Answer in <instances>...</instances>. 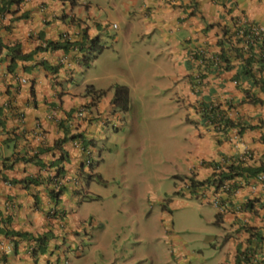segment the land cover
Returning <instances> with one entry per match:
<instances>
[{
	"label": "crops",
	"instance_id": "obj_1",
	"mask_svg": "<svg viewBox=\"0 0 264 264\" xmlns=\"http://www.w3.org/2000/svg\"><path fill=\"white\" fill-rule=\"evenodd\" d=\"M101 1L78 0L76 4L71 5L63 0H20L19 2L14 0L9 4V10L0 16V38L6 45L18 44L22 52H30L35 48L39 32H42L43 37L47 39H56L61 33H67L70 39H79L85 31L89 37L99 35L102 41L103 34L110 28L107 25V22H111L110 16L116 14L123 18L126 25L114 32L113 38L116 41L120 39L130 41L128 26L132 21L137 22L140 29L135 31L134 40L130 41L131 44L128 46L135 48L133 46L135 42L141 40L142 43L159 35L160 39L162 38L168 45V51L165 54L167 60L176 65L175 69L178 73L172 78L187 89L188 93L185 96H188L192 103L222 101L225 97H230L234 103L238 104L239 114L244 118L248 116L251 123L256 124L250 131H245L239 140H235L224 134L216 135L215 132L205 128L202 121L198 122L201 115L198 118H192L195 124L197 122L201 124V127L195 130V152L199 151L203 156H195L190 148L186 159L188 162L191 160L196 177L202 179L213 170V162L240 152L245 146L254 149L259 160L264 159V91L251 85L248 77L243 74L238 76L240 85L233 84L234 73L241 71L240 61L237 59L229 61L234 64L230 69L222 66L217 68L212 64L214 60L220 59L218 52L225 47L226 42L219 44V41H223V30L232 22L233 17L252 16L264 24V0H120L117 2L113 0L112 8H108ZM131 4L135 5L134 12H129L126 7ZM177 31H182L185 35L180 37ZM39 60L53 65L54 70L44 67L37 62ZM8 63L9 56L3 48L0 53V107L3 108L5 115H9L5 118L3 130H0V211L10 214V228L28 230L36 234L42 232L48 223L45 210L52 204L48 193L49 185L45 182L36 185L32 182L10 184L1 177L2 175L13 178L36 174L46 175L53 166L17 161L11 168L2 169L3 158L8 157L9 154L11 157V152L15 150H31L34 146H38L42 139L48 144H53L56 138H63L66 133L80 130L82 126H85L84 122L77 126L76 122L71 121L63 129L48 115L51 108H57L56 112L60 115L66 111L71 112L80 104L87 103L90 96L86 91V97L76 105L78 98L70 87V83L81 65L75 50L64 51L62 48H57L37 51L30 59H18L12 70L8 69ZM248 86L259 97L255 103L243 100L244 93L241 87ZM198 91H202L205 95L204 100L201 101L198 98ZM112 95L113 91L110 87L95 101L93 108L97 112L109 110ZM8 101L10 103L7 106ZM6 108H8L7 112L10 110L11 112L7 113ZM19 113H22V117H18ZM113 125L118 126V123L114 121ZM8 130L17 133L23 130L26 137L18 141L17 147L11 148L7 146L9 144L3 142L8 136ZM55 149L58 151L56 147ZM56 150L44 151L42 160L48 163L56 156ZM75 154L78 153L71 154L72 160L65 162L66 168L79 167L80 163L78 164ZM96 171L97 169L93 168V172L90 173L92 175H88L86 170L82 173V178L87 183L86 193L94 173L100 174ZM71 193L73 197L78 196L72 191ZM65 195L63 193L59 200L63 208L67 207L65 199L61 202ZM227 195L231 205L225 206L223 211L215 206V213H219L215 223L226 221L229 224L227 232L237 233V236L229 238V252L225 253L222 259V264H233L235 241L245 236L243 231L237 232L240 219L250 225L259 226L262 223L260 218L264 214L261 212L264 206V188L259 185L256 194V191L246 185L238 193H222L223 199ZM253 195L257 196L251 208L239 211L234 209L237 203H244ZM8 201L13 203L10 209L6 208ZM68 209L66 208L67 211ZM67 218L68 223L71 222L74 226L76 222L70 214ZM100 222V230L103 231L104 224ZM0 240L7 242L2 235ZM52 243L53 240L50 241V244ZM27 244L26 240L21 241L17 252H8L4 260L0 259V264H61L53 263V257L49 254L45 255L46 253L34 259L33 255L26 251ZM82 262V257H74L70 258L69 264Z\"/></svg>",
	"mask_w": 264,
	"mask_h": 264
},
{
	"label": "rangeland",
	"instance_id": "obj_2",
	"mask_svg": "<svg viewBox=\"0 0 264 264\" xmlns=\"http://www.w3.org/2000/svg\"><path fill=\"white\" fill-rule=\"evenodd\" d=\"M112 1L101 2L112 8ZM126 7L136 10L132 4ZM122 19L110 16L117 27L103 34L105 48L90 66L81 65L70 83L76 105L86 97L88 84L103 90L125 84L129 108L117 107L116 119L86 122L83 134L90 133L100 150L95 168L101 178L94 174L86 199L79 200L66 189L61 202L65 199L73 210L75 224L97 218L104 230L94 228L86 250L69 257H82L81 264H221L229 247L223 241L229 224L214 222L215 206L206 199L175 192L190 173L188 150L203 156L195 152L197 126L192 120L201 113L185 96L187 89L172 78L178 73L176 65L167 60L168 45L159 35L135 42V48L128 46L140 29L132 21L131 42L113 38L126 25ZM197 95L204 100L202 91Z\"/></svg>",
	"mask_w": 264,
	"mask_h": 264
},
{
	"label": "clouds",
	"instance_id": "obj_3",
	"mask_svg": "<svg viewBox=\"0 0 264 264\" xmlns=\"http://www.w3.org/2000/svg\"><path fill=\"white\" fill-rule=\"evenodd\" d=\"M63 1H67L69 4H71L69 2V0H63ZM77 1L74 4H76ZM74 4H71V5H74ZM7 10H9L8 7L6 10H4L2 13H0V16L3 15L4 12ZM107 25L110 27H117L116 22H109V23L107 22ZM227 28H229V30L237 31V35L241 36V38H242V40L237 42V43L239 45L243 44L244 47L248 46V44L253 46L255 43V41H254V39L256 37L255 35L258 34V32L264 33V24L262 22L257 21L252 16L249 17V16L243 15V18L233 17L232 22H230V24L227 25V27L223 30V39L229 38V33L225 32V30ZM244 28H246L248 30V32H249L248 34H243ZM40 33H42V32H39V36L37 38L38 42H37L36 46L37 45L44 46L45 45V39H47V38L43 37V35L41 36ZM64 34L66 35L65 37H64ZM57 38H62V39L68 38V35H67V33H61V34H59V36ZM100 40H101V38H100ZM105 46H106V44H105ZM3 48H5V47H3ZM256 49L258 50V48H256ZM39 51H44V50H39ZM75 51L79 53L78 58H79V62H80V57H81L80 51L76 50V49H75ZM17 60L18 59H16V61ZM21 60H25V59H21ZM237 60L240 61V59H237ZM9 62H10V56H9ZM37 62H44V61L39 60ZM230 64H231V67H228L226 69H230L234 66V64H232V63H230ZM8 65H9V63H8ZM80 65H82V64L80 63ZM240 75H242L241 71L239 73H237V72L234 73V75L232 77L233 84L240 85V81H239V77H238ZM89 85H92V84L86 85V91L90 96V99L87 103L80 104L71 112H69V111L68 112L66 111V113L63 112L62 115H60L59 113L56 112L57 108H51L49 115H48L50 117V119L55 121L59 127H61V128L63 127V129H64L67 124L71 123V121H72V123L76 122L77 126H78V124L81 122H84L86 125V122L91 123L94 120H102V122H103L104 120L102 118H104L105 120H109L110 117L111 118L115 117L113 115V112L115 110H117V106L114 105V103L112 102V98L110 101V109L109 110L97 112V110H95L93 108V104L95 103V101L98 98H100L102 95H104V93L106 92L107 89H105L104 93L100 97L94 99V103H91L92 96H91V93L87 90V87ZM92 87L95 90L101 89V88H95L93 85H92ZM245 88H247V87H245ZM241 89H242V87H241ZM250 90H251L250 93H253V94L255 93L252 89H250ZM112 97H113V95H112ZM245 97L246 96L244 93L243 100H245ZM9 103L10 102L8 101L7 106L9 105ZM196 104H197L198 111H200V113H201L200 114L201 117H200L198 122L202 121V123H204L205 128L207 127L209 130L215 132L216 135L224 134V135H227L228 137L234 138L235 140H237V139L239 140L245 131H250V129H253V126L256 125V124L251 123L248 116L246 118H244L239 114V111L237 109L238 104L234 103L230 97H225L222 101H211L209 103H205L202 101V102H197ZM85 111H87V114L85 113ZM214 111L215 112L220 111V112L225 113V114L228 112H231L232 113V114H230L231 117L227 116V118H230L231 121L233 122V124L228 126L227 130L224 128L223 131H218V130L212 128L211 126H208V124L205 121V118H207V116L210 114V112H214ZM103 114H104V116H102ZM18 117H22V113H19ZM198 122L196 124L197 129L201 127V124H198ZM62 123H64V124L61 125ZM242 125L245 128H243V130L240 132V128ZM116 126L117 125H114V127H116ZM3 128L4 127L2 125H0V130H3ZM84 129H85V126H82V128L80 130L72 131L71 133H66L65 136L63 137L65 139L63 141H61L60 143H58V142L56 143V140H60L62 138L61 137L56 138L55 142L53 144H51L52 146H54L53 150H51V151L53 152L54 150H56L55 147L58 149V151L56 150V152H55L56 156H55V153H53V156H55V157H53L52 160H50L48 163L46 161L42 160V158H41L42 155L45 154V152H41V153H39V156H37L39 146L48 144V142L45 141L44 139H42L40 141V143L37 144L38 146H34L31 150H27V149H24L23 151L15 150V151L11 152V155H12L11 157L9 154L8 157L3 158L2 169L11 168L12 165L17 161L32 162V163L40 165V166H43L45 164L49 165V166H53V168H51V170H49L46 175H42V178H41L42 183L45 182L47 185H49L50 189H49L48 193H49V196L51 198L52 204L49 206L48 209L45 210V216L47 218L48 223L45 226V229L42 232H40V233H43L45 231H49L52 233V235L48 239L46 251H44L42 253H38L37 255H33L32 247L36 245V241L33 238L29 237L26 239V237H17L14 235H7L6 233H0V235H2L4 238L7 239V242H3L0 240L1 257L2 256L6 257L8 252H13V251L17 252L19 243L21 241L26 240L28 242L27 246L25 247L26 251L28 253H31V255H33L34 259H37V257L39 255L46 253L45 255L49 254V256L53 257V259H52L53 263L59 262L61 264H69L70 258H72V256L69 257L70 255H73V254L78 255V254L83 253L86 250V246L88 244H90V240H91V238H89V237L93 236V229L94 228L101 229V227H100L101 222L96 220V218H89L88 222H86L85 220L84 221L82 220L78 224H75L74 226H70L68 223L67 215L71 214L73 212V210L68 209L63 204V206H65L68 209V211H69V213H68L66 208L65 207L63 208L59 204L60 203V201H59L60 197L64 193V190H66V189H69L73 193H76L78 195L79 200H84L87 198V193L85 191V186L87 187V183L83 180L82 173L85 170L87 171L88 175L93 172V168H95V165H97L96 162H97V160H99L97 158L100 156V150L96 149V146H97L96 139L94 137L90 136V133L88 136H85L83 134ZM236 130L238 133H236ZM13 132H14L13 130L12 131L8 130L7 135H12L11 133H13ZM88 132H90V131H88ZM236 134H237V137H235ZM65 140H66V143L64 144ZM90 140H92V141H90ZM245 147L251 149V147H247V146H245ZM251 150L255 154L254 149H251ZM61 152H63L67 156V160H61L59 165L56 164L55 162L53 164H50L51 161H55L59 157ZM74 152L78 153V154H75L74 156H76L77 162H78V164L80 163V165L76 169L66 168L65 162L72 160L71 154L73 155ZM238 153L239 152L232 154L231 157H230V155L224 156V157L220 158L219 160H217L218 162L217 161L213 162V166H212L213 170L208 175L203 177L202 179H199L196 177L195 168L191 166L189 168L190 173L183 176V179H184L183 184L178 185V188L175 192L180 193V194L194 195L195 197H197L199 199H206L207 202H210L214 206L218 207L220 211H223L225 209V206L228 207V205L229 206L231 205V202L228 199L229 195H227L223 199L222 193L235 194V193H238L243 186L249 185L250 188L253 191H256V194H257L258 186L260 185L262 188H264V184L262 182H260L259 180H257L256 176L259 173H264V170L257 172L255 175H253L247 181H245L244 178L235 179L234 182L226 179V180L222 181L218 185V187H215L216 185L214 183H209V184L205 183V184H198L196 186L194 185L193 186L194 191L192 190V186L190 185L191 182L189 180L191 177H193L194 179H197V180H205L213 171L217 172L222 168V165L220 164V162L223 163V160L225 157L228 159V161H230L231 158H233V156L236 157V155ZM34 154H37V155H35V159L41 160V162L43 163L42 165L40 163H36L35 160L23 159V157L30 158V157L34 156ZM244 160L245 161L246 160L247 161H254L255 165H258L260 162H264V159L259 160V157L256 154L253 155L252 157H250L249 159H244ZM5 163L6 164L12 163V165L10 167H5L4 166ZM229 163L232 164L231 162H229ZM233 164H237V163H233ZM59 166H63V170L61 172L58 171ZM94 174L97 175L98 173H94ZM90 175H92V174H90ZM37 176H38V174H36L34 176H24V177H36L37 178ZM24 177H22V178H24ZM215 177H217V175H215ZM9 178H13V177H7L6 175H2V177H1L2 180L7 181L10 184H14L17 182H20L23 184L31 183V182H22V178H15V179H17L16 182H10L8 180ZM47 178H48V180H47ZM225 181H227L229 183L228 188L222 187V185L224 184ZM32 183H34V182H32ZM34 184L36 185V183H34ZM211 187H212V190H211ZM52 189L55 191L61 190V192L58 194L57 198L54 197L53 194H51ZM213 196L218 198V200H219L218 204L213 203V201H212ZM256 196L257 195H253V196L249 197L248 199H246V201L244 203H242V202L239 204L237 203V205L234 206V209L236 211H239L241 209L251 208L252 207L251 204L254 201ZM259 197H260V194L258 195V198ZM163 205H165V204H163ZM12 207H13V203H11V201H8L6 208L10 209ZM162 209H166V208H162ZM261 212H264V206L262 207ZM5 214H8V213L2 212V214L0 215V218H1V216L5 215ZM10 220L7 223H4L0 219V226H4L5 228H6V226L9 227ZM260 220L262 223H261V225L257 226V225L247 224V222L245 220L240 219L238 227H237V232H238V230L243 231L245 236L243 239H239L237 241H235V239H232L235 241V245H234L235 252H234L233 264H236L235 263V253H236L237 245L240 243L241 250L245 249V247L248 246L247 238L249 236H251V234L247 230L248 226H254L256 232H258L261 235L264 234V214L261 216ZM73 227H75V228H73ZM12 229H14V228H12ZM15 230H17V229H15ZM19 230H22V229H19ZM29 233L31 236H36L37 234H40V233L34 234L31 231H29ZM231 236L232 237L237 236V233H234L232 231L227 232L223 236V241L228 242V240ZM51 240H53L52 244H50ZM85 240H88L89 242L86 243ZM14 244H17L16 249L14 248V246H15ZM263 244H264V240H263ZM257 249H258V252L256 253V255L252 259V261L254 263H256V260H257L256 258H259L260 260L264 261V246H262L260 248L257 247ZM228 252L229 251L227 249L226 254H228ZM1 257H0V259H2ZM4 259H2V260H4ZM242 262H243V264H245L244 260ZM223 264H225V263H223ZM262 264H264V262Z\"/></svg>",
	"mask_w": 264,
	"mask_h": 264
},
{
	"label": "trees",
	"instance_id": "obj_4",
	"mask_svg": "<svg viewBox=\"0 0 264 264\" xmlns=\"http://www.w3.org/2000/svg\"><path fill=\"white\" fill-rule=\"evenodd\" d=\"M14 0H0V13H2L4 10L9 8V4L13 2ZM20 0H16V2H19ZM77 0H69L71 4H74ZM237 28V27H236ZM226 33H229V38H225L219 41V44L225 43V47L221 48L220 51L218 52L219 55V60H214L212 64L213 66L217 67L222 66L225 68L231 67V64L229 61L232 59H240V65H241V74L245 75L248 77L249 82L251 85H254L259 88V90L264 91V33L263 32H258L255 36V43L254 45L248 44V46L244 47L243 44L239 45L237 42L241 41L242 38L241 36L237 35V31L235 30H229L227 28L225 30ZM248 30L246 28L243 29V34H248ZM42 36V33H40ZM225 41V42H224ZM3 47L6 48V55L10 56V62L8 65V69L12 70L15 66L16 59H30L32 57V54L36 51L39 50H50V49H57V48H62L64 51H69V50H79L80 51V63L83 66H90L93 59L97 57V55L102 52V50L105 47V43L100 40V37L98 35L89 37L86 32H83L82 38L79 39H69V38H57V39H45V45H37L34 50L31 52H22L21 48L18 44L14 45H6L4 44L1 39H0V53L3 49ZM258 48V50L256 49ZM78 53V52H77ZM79 54V53H78ZM210 60V59H209ZM227 62V63H226ZM43 64L44 67L47 68H53L54 66L49 65L48 63L40 62ZM238 75V74H237ZM249 84V85H250ZM87 90L91 93L92 99L91 103H94V99L100 97L105 90L103 89H93L92 85H89L87 87ZM243 92L245 93V100L249 101L251 103H255L259 100V97L256 96V93H250L251 90L249 87L245 88L242 87ZM112 102L114 105L119 107L121 110L126 111L129 108V88L125 84H116L113 88V97H112ZM3 108L0 107V125L3 127L5 126V118L9 114H4ZM6 108V112H7ZM5 110V107H4ZM8 111L7 113H10ZM13 115V114H10ZM62 123L61 125H63ZM233 122L231 121L230 118L226 119V127L225 129H228V126L232 125ZM245 128L243 125L240 128V132ZM12 135H8L3 142L9 144L7 146H10L11 148H15L18 146V141L22 137H26L24 134V131L20 132H13L11 133ZM65 138H62L60 140H56V143H60L63 141ZM92 141V140H90ZM54 146L51 144H45L39 146L38 150V155L34 154V156L30 158H25V160H35L36 163H40L41 165L43 164L41 160L35 159V155L39 156V153L44 152V151H51L53 150ZM23 154V153H22ZM21 154V155H22ZM255 155V154H254ZM36 156V157H37ZM232 155H230L231 157ZM61 160H67V156L61 152L59 157L55 161H51L50 164H53L54 162L59 165ZM218 162V161H217ZM230 161L225 157L223 160V163L220 162L222 165V168L219 171H213L205 180H197L191 177L190 180V185L193 186L198 185V184H209V183H214L218 187V185L228 179L234 182L235 179L238 178H244L245 181L250 179L253 175H255L257 172L264 170V162H260L258 165H255L254 161H245L241 160L237 164H230ZM97 164L99 163V160L96 162ZM217 164V163H216ZM12 163H5V167H10ZM220 166V165H219ZM221 167V166H220ZM63 166L58 167V171H62ZM217 175V177H215ZM99 178L100 174H97ZM42 175L38 174L37 178L36 177H24L22 178V182H34L36 184L42 183ZM10 182H16L17 179L15 178H9L8 179ZM46 180V179H45ZM48 180V178H47ZM46 180V181H47ZM200 186V185H199ZM233 188V187H232ZM196 189V188H195ZM61 192V190H51V194H53L54 197L57 198L58 194ZM162 208H166L165 205H162ZM2 214V211H0V215ZM219 218V213H215V221L216 222ZM4 223H7L10 219L11 216L10 214H5L1 216L0 218ZM247 230L251 234L247 238L248 246L245 247V249L241 250V245L240 243L237 245L236 248V253H235V263L236 264H243V260L245 261V264H262L264 261L260 260L259 258H256V263L252 261L253 257L256 255L258 252V248L264 246L263 240H264V234L261 235L258 232L255 231L254 226H248ZM0 233H6L7 235H14L17 237H26L27 238H33L36 241V245L32 247V253L33 255H37L38 253H42L46 251L47 248V242L49 237L52 235L51 232L45 231L43 233L37 234L36 236H31L29 231L27 230H15L12 229L8 226L6 228L4 226H0ZM17 243V242H16ZM14 248L16 249L17 244H14ZM2 259L5 258V256L1 257Z\"/></svg>",
	"mask_w": 264,
	"mask_h": 264
},
{
	"label": "built area",
	"instance_id": "obj_5",
	"mask_svg": "<svg viewBox=\"0 0 264 264\" xmlns=\"http://www.w3.org/2000/svg\"><path fill=\"white\" fill-rule=\"evenodd\" d=\"M66 35L64 34V37ZM230 114H232L231 112L228 113H222L220 111H214V112H210V114L207 116V118H205L206 123L208 124V126H211L212 128L218 130V131H223L224 128L226 127V118L227 116H230ZM231 117V116H230ZM236 133L237 130H236ZM235 137H237V134L235 135ZM254 155V152H252L251 149L244 147L241 152H239L236 157L233 156V158H231L230 162L231 163H238L241 160L244 159H249L250 157H252ZM256 179L259 180L260 182H262L264 184V173H259L256 176ZM223 188H228L229 187V183L227 181L224 182V184L222 185ZM212 201L215 204H218V198L213 196L212 197Z\"/></svg>",
	"mask_w": 264,
	"mask_h": 264
}]
</instances>
